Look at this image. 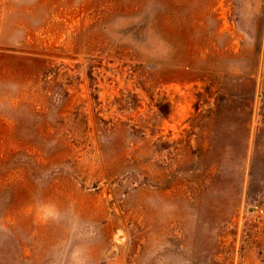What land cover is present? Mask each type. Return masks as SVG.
Here are the masks:
<instances>
[{"label":"rangeland","instance_id":"1","mask_svg":"<svg viewBox=\"0 0 264 264\" xmlns=\"http://www.w3.org/2000/svg\"><path fill=\"white\" fill-rule=\"evenodd\" d=\"M74 253L264 264V0H0V264Z\"/></svg>","mask_w":264,"mask_h":264},{"label":"clouds","instance_id":"2","mask_svg":"<svg viewBox=\"0 0 264 264\" xmlns=\"http://www.w3.org/2000/svg\"><path fill=\"white\" fill-rule=\"evenodd\" d=\"M36 214L41 219H54L55 213L49 205H38L35 209ZM69 264H87L86 256L81 253H74L69 258Z\"/></svg>","mask_w":264,"mask_h":264}]
</instances>
